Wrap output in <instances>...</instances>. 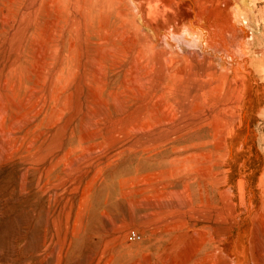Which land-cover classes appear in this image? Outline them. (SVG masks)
<instances>
[{
    "label": "rangeland",
    "instance_id": "obj_1",
    "mask_svg": "<svg viewBox=\"0 0 264 264\" xmlns=\"http://www.w3.org/2000/svg\"><path fill=\"white\" fill-rule=\"evenodd\" d=\"M0 264H264V0H0Z\"/></svg>",
    "mask_w": 264,
    "mask_h": 264
},
{
    "label": "bare ground",
    "instance_id": "obj_2",
    "mask_svg": "<svg viewBox=\"0 0 264 264\" xmlns=\"http://www.w3.org/2000/svg\"><path fill=\"white\" fill-rule=\"evenodd\" d=\"M148 6V5H147ZM148 9V8H147ZM151 10V9H150Z\"/></svg>",
    "mask_w": 264,
    "mask_h": 264
}]
</instances>
